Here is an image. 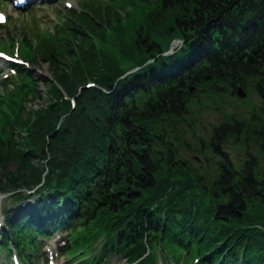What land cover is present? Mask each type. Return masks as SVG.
<instances>
[{
  "label": "trees",
  "instance_id": "obj_1",
  "mask_svg": "<svg viewBox=\"0 0 264 264\" xmlns=\"http://www.w3.org/2000/svg\"><path fill=\"white\" fill-rule=\"evenodd\" d=\"M81 6L84 11L63 24L57 50L24 34L30 62L44 59L50 78L33 79L25 69L18 74L32 77L23 97L31 107L21 105L14 119L3 114L0 186L29 187L45 172V187L54 192L27 209L10 210V234L2 230L3 240L17 246L67 223L70 215L78 218L73 205L80 200L91 210L97 206L85 227L104 223L105 251L127 262L153 264L161 243L167 260L183 256L185 264L193 256L199 264H264V231L249 227L264 221V185L252 181L264 173L255 158L240 165L238 182L226 161L215 163L220 175L214 176L210 158L203 168L182 156L196 149L208 158L229 138L242 149L253 142L259 159L264 154L257 112L244 124L233 118L209 123L207 139L196 133L204 126L201 114L214 109L231 116L221 95L229 96L236 84L254 86L264 103V0H83ZM173 39H182L180 47L162 55ZM127 59L139 68L123 77ZM90 79L97 89L78 90ZM39 82L45 107L33 103L40 98ZM63 92L75 98V108ZM188 131L199 140L194 148ZM201 171L207 179L199 178ZM88 184L93 197L84 195ZM83 230L75 231L74 244L89 239Z\"/></svg>",
  "mask_w": 264,
  "mask_h": 264
},
{
  "label": "rangeland",
  "instance_id": "obj_2",
  "mask_svg": "<svg viewBox=\"0 0 264 264\" xmlns=\"http://www.w3.org/2000/svg\"><path fill=\"white\" fill-rule=\"evenodd\" d=\"M73 2L74 3L78 2V5L81 8L82 12L84 11V8L81 6L83 0L82 1L81 0H73ZM4 4L5 5H4V9L3 10L5 12H7V14H8V16H7L8 17V22H10V23H8L6 25L4 24L3 27L0 26V37H5L6 35H12V36L16 37L17 39H19V37L17 35L19 33L21 34L22 24L20 22L22 21L24 15H20L19 14L20 11H17L16 13H14L13 11H9L8 12L7 11L8 6L6 5L5 2H4ZM45 5L46 6L41 7L38 10H31L28 13H30L29 15H32V14L34 15L35 14L36 16H38V19H39V17H41L40 18V22L44 23V27H48L52 23V22L50 23V16H54V17H57L58 19H60L61 18L60 14L62 13L61 9H63V7H62V4L58 0H52L50 2V4H45ZM137 11L139 13L137 15H139L141 17L140 11L139 10H137ZM58 13H60V14H58ZM62 17H63V19H66V17H64V16H62ZM26 21L27 20L24 19L22 22H26ZM67 21H68V19H66V21H61V23L62 24H66ZM190 38H192V36ZM176 44H180V43L176 42L171 47L170 51L173 49L174 46H176ZM23 47L27 48V49H29L31 51V47H29L28 45H25V40H24V46ZM170 51H168V52L171 53ZM148 62H150V61H148ZM30 65H31L30 68L33 69L37 75H39V76H47V77L50 76V73L47 70V62L44 61V59H38L37 63L30 64ZM225 71H229V70H225ZM36 80H37V78H36ZM94 81H96V80H94ZM94 81H91V82L94 83ZM96 83H97V81H96ZM82 85H84V84H81L80 86H82ZM236 85H235V87H236ZM237 86H238L237 89H239L242 93H245L244 96H239L237 98L236 97L237 94L235 92V89H234L233 93H231L229 96L220 94L222 98L224 96L225 99H226L225 100V104H227V105H225V111L228 112L232 116V117L228 116L226 118L227 119H232L233 118V120L239 121L240 123L244 124L245 121H246L245 119H250L251 117L253 118L254 115H252V114L257 112L258 113L257 116L264 122V103H263V100L258 97L259 95L258 96L256 95L254 86H253V88H250V89L248 88L249 85H247L246 88L243 87L241 84H238ZM38 90H39L38 92L40 93V98H38V99L36 98L33 103H37V104L45 107L48 104V101H47L45 93H44L45 87H44V85L41 82H39ZM192 92H194V90ZM245 95H250V99L245 100L246 99ZM13 96L14 95L12 94V92L10 93V91L6 92L5 96L0 93V113L6 108L7 105L10 104L11 99L13 98ZM33 103H31L32 106L34 108H36L37 106L35 104H33ZM26 106H29V103H26ZM29 107H31V106H29ZM220 114L222 116H224L222 113H219L216 110L212 109V110H210L209 112H207L204 115L201 114L200 115V119H201L202 124L205 127L208 126L209 122L212 125H216L218 120H221V115ZM254 124H256V123H254ZM196 133H197V137H201L203 139H207V137H208L210 132H209L208 128L205 129L202 125H198L196 127ZM197 137L196 138L193 137L189 131L187 132V135L185 136L187 141L190 144H193V145L195 143L199 142ZM223 140H225V139H223ZM223 140H220V141H223ZM228 140H230L232 142V139L229 138ZM249 143H251V147H249L250 148L249 152H251V151L254 150L255 146H254L253 142H249ZM193 145H192V147H193ZM224 147H225V150L228 151V155H229L230 151L232 153L235 152L234 150H231L228 145H225ZM256 150L258 152L260 151L258 149H256ZM260 153L263 154L264 152L260 151ZM215 154L216 155H212L214 158H216L217 156H220L223 161H226L227 163H229V159H228L227 155H223L221 153L220 149L216 150ZM208 155H210V154L208 153ZM256 155H258V154H256ZM182 156H184L183 158L186 159L188 162H191V163L197 162V161L191 159L189 154H184ZM197 157L199 159H201L200 155H198ZM230 158L234 159V157H231V155H230ZM260 158L264 159V154L262 156H260ZM35 161H37V159H35ZM263 161H261V162H263ZM216 162H219V161L217 159H214V163H216ZM234 165H236V164H234ZM12 166L14 167V164H12ZM258 166H259V168H262V171H260V172H264L263 171L264 163H258ZM1 191H2V189L0 188V194H1ZM11 202H13V201L11 199H9L8 196L6 195V196L2 197L0 206H1V208L7 207V206H11ZM54 239L55 238L53 237L51 239V241H53ZM145 255H146V253H145ZM61 261L64 264H70V260L65 258V257L64 258L62 257ZM101 264H124V261L122 259H120L119 257L115 256V255H111L110 258H108L104 263H101Z\"/></svg>",
  "mask_w": 264,
  "mask_h": 264
},
{
  "label": "flooded vegetation",
  "instance_id": "obj_3",
  "mask_svg": "<svg viewBox=\"0 0 264 264\" xmlns=\"http://www.w3.org/2000/svg\"><path fill=\"white\" fill-rule=\"evenodd\" d=\"M254 158H255V161H258L257 157H255V156H253V155L247 153V157L244 158V159H248V160H250V159H254ZM231 168H232V167L229 166L230 171L232 170ZM222 169H223V167H222ZM242 179H243V178H241L240 180H242ZM231 180H233L232 177H231ZM236 180H237V179H236ZM236 180H234V181H236Z\"/></svg>",
  "mask_w": 264,
  "mask_h": 264
},
{
  "label": "water",
  "instance_id": "obj_4",
  "mask_svg": "<svg viewBox=\"0 0 264 264\" xmlns=\"http://www.w3.org/2000/svg\"><path fill=\"white\" fill-rule=\"evenodd\" d=\"M236 94L238 96H244L245 93H242L239 89L236 90Z\"/></svg>",
  "mask_w": 264,
  "mask_h": 264
},
{
  "label": "snow or ice",
  "instance_id": "obj_5",
  "mask_svg": "<svg viewBox=\"0 0 264 264\" xmlns=\"http://www.w3.org/2000/svg\"><path fill=\"white\" fill-rule=\"evenodd\" d=\"M3 19H4V17L2 15H0V20H3Z\"/></svg>",
  "mask_w": 264,
  "mask_h": 264
},
{
  "label": "bare ground",
  "instance_id": "obj_6",
  "mask_svg": "<svg viewBox=\"0 0 264 264\" xmlns=\"http://www.w3.org/2000/svg\"><path fill=\"white\" fill-rule=\"evenodd\" d=\"M2 197L0 198V201H1Z\"/></svg>",
  "mask_w": 264,
  "mask_h": 264
}]
</instances>
